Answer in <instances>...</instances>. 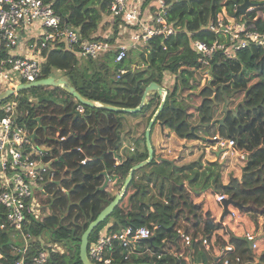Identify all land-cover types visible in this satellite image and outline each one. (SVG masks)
Listing matches in <instances>:
<instances>
[{"label":"trees","instance_id":"1","mask_svg":"<svg viewBox=\"0 0 264 264\" xmlns=\"http://www.w3.org/2000/svg\"><path fill=\"white\" fill-rule=\"evenodd\" d=\"M45 1L76 27L81 40L103 39L114 43L118 28L127 25L121 16L110 15L111 0H100V12L106 11L111 16L110 26L114 27V35L92 36L91 33L97 28V20L92 14L87 15L89 9L81 8L82 4L79 6L83 0L77 1L79 4L75 6L72 0ZM165 1L168 22L177 31L165 39L162 35H154L140 46L143 48L141 57L144 68L133 73L124 68L125 72L116 78L114 74L125 63L124 60L114 63L110 59L108 62L113 65L111 71L108 62H103L96 63L88 73L77 72L78 59L70 52L54 48L42 65L41 77L50 74L51 66H57L82 97L98 103L134 107L149 82L162 84L164 73L170 72L178 79L167 88L166 101L157 119L180 139H203L208 145L216 134L232 139L234 147L246 155L241 175L223 182L221 162L217 159L203 162L199 157L178 164L165 157L156 159L154 153L153 159L142 168L149 169L170 183L168 198L143 201V184L135 181L136 175L133 173L124 194L110 214L93 228L89 241L96 238L102 228L112 231L127 224L138 226L155 221L161 224L160 235L151 240H140L138 251L145 247L160 251V238L163 236L170 237L176 243L178 235L175 229L181 227L193 236L200 234L207 237L210 242L208 249L197 243L192 244V259L195 262L221 264L216 261V254L228 240L234 247L230 256L238 255L245 264H264V235L256 239L255 247H251L243 236L250 225L252 230H256L259 219L264 220V46L252 44L238 50L232 58L216 51L209 64L204 65L197 60L191 38L210 40L213 34L206 31L204 26L221 5H229L231 0ZM252 1L257 3L247 9L243 17L252 28L264 30V0ZM143 4L155 11L154 0H141L142 18ZM146 19L149 21V18ZM188 31L192 32L191 37ZM4 55L5 49L0 45V61ZM86 59L94 62L91 57ZM205 71H208L209 79L202 82ZM127 74L130 78L123 82ZM188 79L190 84H187ZM131 84L135 87L132 88ZM195 86L197 91L192 89ZM151 95L147 96L139 111L124 113L98 105H84V112L75 115L71 110L76 99L59 86L24 89L0 102L17 100L20 117L26 112L28 125L32 130L36 129L35 142L51 146V153L54 154L56 146L64 150L53 157V165L61 171L55 180L44 185L46 195L41 201L48 206V213L39 219L31 218L37 228L27 261L37 250L45 249L49 253L48 264H82L79 258L82 232L115 195L111 187H121L129 168L147 157L143 133L160 102L156 91ZM125 113L137 117L139 122L133 125L137 126L136 133L141 135L138 134L140 139L134 142L133 149H125L123 155L118 149L122 144L119 130L123 120L126 122ZM134 126L130 128L131 131ZM69 131H72V135L66 140L57 139V135L68 134ZM77 146L83 148L84 154L89 157L85 164H80L83 154L76 149ZM115 156L122 159L117 166ZM105 172L109 173V179L107 185L101 188L106 178ZM60 186L65 190H61ZM215 192L227 194L225 205L216 201ZM224 210L226 213L222 214ZM4 218L5 211L0 205V221ZM241 221L243 225H239ZM10 230L0 229V264H12L19 256L10 247L14 242ZM43 241L48 244H43ZM54 243L61 245L56 247ZM114 254V261L117 262L191 264L183 258L169 255L157 258L155 253L147 251L133 253L128 259L123 258L121 250Z\"/></svg>","mask_w":264,"mask_h":264},{"label":"built area","instance_id":"2","mask_svg":"<svg viewBox=\"0 0 264 264\" xmlns=\"http://www.w3.org/2000/svg\"><path fill=\"white\" fill-rule=\"evenodd\" d=\"M140 1H110L111 16H121L127 27L139 24L138 27H128V35L112 43L103 39L81 40L76 27L62 18L45 0H0V45L5 49V55L0 61V81L3 80L8 86H15L20 82H30L40 78L41 54L50 47L68 48L93 59H97L102 53L110 52L112 61L120 63L131 50L139 49L150 37L162 35L165 39L177 31L176 27L168 22L165 0H154L155 11L149 15L151 22L142 18ZM241 3L238 0H231L229 5H221L219 11L208 20L204 29L213 34L210 40L191 38V46L199 62L208 65L216 51L232 58L238 50L252 44L264 46V30L250 26L243 17L245 12L239 11L238 6ZM251 7L254 6H249L247 9ZM28 48L33 50L35 57L24 54L23 51ZM124 72V67L118 68L117 78ZM206 79H209L208 71L202 73V81ZM73 108L78 114L84 112V105L80 102L76 101ZM22 117L17 100L0 104V205L5 211V218L0 221V229L9 228L18 231L23 238L21 246L14 242L10 244L11 249L19 254L12 264H48L49 253L45 249L37 250L27 261L31 241L37 228L36 224L31 222V218L39 219L48 213L43 211V208L48 209V206L41 201L46 195L44 185L55 180L61 171L53 165V157L64 150L56 146V154H54L51 153V146L36 143L31 136L34 129L32 130L28 125L27 113L24 112ZM69 135H72V131L57 135V139L64 141ZM211 139L213 143L210 144V148L213 151L229 150L231 154H239L232 139L218 134L213 135ZM76 149L83 154L80 164H85L89 157L84 154L80 146ZM114 160L115 166L122 162V159L116 156ZM105 176L109 179L108 172ZM60 188L65 190L62 186ZM214 198L222 203L227 196L215 192ZM231 215L234 213L231 212ZM260 220L261 218L259 222ZM257 229H247L243 233L251 247H255L256 239L260 235ZM175 231L178 235L176 243L170 237L163 236L160 238V251L156 252L148 247L139 251L155 253L157 258L169 255L183 258L191 264H201L192 259V244L197 243L208 249L210 242L207 237L200 234L193 236L181 227H177ZM160 233L161 224L155 221L138 226L127 224L112 231L102 228L96 238L88 241L87 256L94 263L110 264L117 262L114 261V253L121 250L123 258L128 259L131 254L139 252L137 247L140 240L154 239ZM233 252V244L227 240L218 249L216 261H220L221 264H245L238 255L230 256Z\"/></svg>","mask_w":264,"mask_h":264},{"label":"rangeland","instance_id":"3","mask_svg":"<svg viewBox=\"0 0 264 264\" xmlns=\"http://www.w3.org/2000/svg\"><path fill=\"white\" fill-rule=\"evenodd\" d=\"M74 3L73 5L75 6L76 4H79V0H72ZM100 0H83L79 6H82L81 8H85L86 10L89 9V11H87L86 13L92 14L93 18L97 20V28L95 29V31H93L91 34L95 35V36H104V37H108L113 33L114 27L110 26V20H111V16L108 13L104 12H100L101 9L98 6V2ZM82 4V5H81ZM143 14H144V18H149V15L153 13V9H151L149 7V5H145L143 4ZM91 16V15H90ZM129 32V28L127 27V25L124 26H120V28H118V33L116 38H121V37H125L126 35H128ZM190 37H191V31L187 32ZM114 42V41H113ZM142 47H139V49L136 50H131L128 54V56L124 59V68L129 69L130 73H133L134 70H139L141 68H144L145 65L143 63L142 57H141V52H142ZM33 52V50H31ZM61 52H69L68 49H62L60 50ZM45 53L50 54V51L48 52L47 49L44 50ZM72 53V52H71ZM25 54V53H24ZM73 54V53H72ZM26 55V54H25ZM29 56V55H27ZM77 56V57H76ZM100 57L97 59H94V62H90L88 59H86V57H84L85 59L83 60H78V68H77V72H83V73H88L89 71H92L94 69V66L96 63H107L108 60L111 59L112 61V55L110 52H105L99 55ZM76 59H81L79 57V55H75ZM113 62V61H112ZM108 69L111 71L113 70V65L111 63H107ZM57 69L61 70L60 68H58L57 66L53 67L50 71L51 75L54 76H58L60 75V72L57 71ZM67 76V75H66ZM114 76L117 78V72L116 74H114ZM130 78V75L127 74L124 79L122 80L124 82L125 79ZM178 79V78H177ZM176 76L170 72H165L164 73V79L162 81V86L165 87L166 89L168 87H170L173 82H176ZM180 82V81H178ZM187 84H190V79H188ZM203 82V81H202ZM122 83V82H121ZM130 84V83H129ZM132 85V88H134L135 86ZM6 88V87H4ZM3 87H0L1 90L4 89ZM193 91H197L198 88L195 86L194 88H192ZM29 94V93H27ZM149 97H151V93L148 94ZM188 96V95H186ZM11 100H15V99H11ZM124 113V112H123ZM126 118H128V120L125 122L123 120L121 128L119 130L120 132V141L122 142V144H129V138L133 139L134 135L139 134L141 135L139 132L136 133V131H131L130 128H132L135 124L134 121L136 120L137 117H135L134 115H130L128 113H125L124 115ZM152 116V115H151ZM150 119V118H149ZM156 124L154 123L152 128H151V133H150V139L154 138V132L156 129ZM142 124L139 126L141 128ZM134 129V128H133ZM145 130V129H144ZM135 132V134H134ZM165 135H164V139L165 141L163 142V144H165L164 147V151L163 152H158V154H155V158L156 157H165V158H169V159H173L176 163L180 164V163H185L187 161H191V160H195L197 158H201V160H203V162H208L210 160H214L217 159L219 162H221V170H222V180L223 182H227L228 179L230 177H237L239 178L241 175V167L244 164V160H245V153L244 152H239V154L233 153L231 154L229 150H227L226 152H220L219 154H214L216 151H213L208 144L203 140V139H191V140H182L179 141L180 138H178L175 134H173L174 136L169 137V133L166 131ZM144 135V133H143ZM159 136L161 137V134H159ZM51 138V136L49 137ZM143 138V136H142ZM213 142H210V144L212 145ZM47 147H49L47 144H45ZM143 167V166H142ZM142 167L136 169L134 171V175H136L135 181H137L138 183L143 184L144 187V191H142V200L143 201H156V200H164L167 199L169 196V192H170V183L168 181H166V179H164L162 176H157L154 175L152 172L149 171V169H143ZM111 191L113 193H115L117 190L120 189V187L117 185L114 187V185L111 187ZM226 196L227 194L224 193ZM229 209V208H228ZM44 212H47L48 209L47 208H43ZM217 215V214H216ZM218 215H220V213L218 212ZM184 222L182 221L181 224H183ZM239 225H243L242 221L240 222ZM264 220H260V222L258 221V226L256 228L257 231L259 232V236L264 235ZM242 228V226H241ZM249 229L251 228V225L248 227ZM243 229V228H242ZM11 238L13 239L14 243L17 245H22L23 242V238L22 236L19 234L18 231L15 230H10L9 231ZM43 244H48V242L43 241ZM54 245L56 247H60L61 244L58 243H54ZM256 259L258 260V257L256 256Z\"/></svg>","mask_w":264,"mask_h":264},{"label":"water","instance_id":"4","mask_svg":"<svg viewBox=\"0 0 264 264\" xmlns=\"http://www.w3.org/2000/svg\"><path fill=\"white\" fill-rule=\"evenodd\" d=\"M256 3L257 2H254L252 0H243L242 3L239 4L238 6L239 11L241 13H244L247 7L255 6ZM40 86H59L65 89L68 93H70L76 99L77 102H80L83 105H86L89 107L98 105L104 109L117 111V112H137L139 111L142 108V106L145 104L148 94L153 91H156L157 94L160 96V102L156 110L154 111L150 119L148 120L147 125L144 130V140H145V145L147 148V157L133 164L129 168L126 176L124 177V180L121 184L120 189L115 193L113 198L99 211L96 217L92 219L91 221H89V223L87 224V227L84 229V231L81 234L80 243H79V258L82 264H97V263L92 262L87 256V244L89 241V235L91 231L93 230V228L100 221H102L107 215H109L110 212L115 207V205L118 203V201L124 194L127 186L129 185L133 177L134 171L144 166L145 164L149 163L153 159L154 150H153L151 139H150V132H151V128L154 122L158 123L161 126V129L164 126V123L157 119V115L163 108V105L165 104L166 96H167V89L163 87L162 84H159L156 81H151L144 87L143 92L141 94L140 101L136 106L122 107V106H116V105L107 104V103H95L93 100L82 97L80 93L75 89V87L72 84H70L64 77L54 76V75L49 74L48 76L40 77L30 82H20L16 84L15 86H8L4 90L0 91V102L7 99L8 97H10L11 95L15 94L18 91L28 89V88H33V87H40ZM170 104H172V100H170ZM71 113H74L75 115L78 114V112L74 108H72ZM37 120L39 121V117L37 118ZM35 135H36V129L34 128L32 135H31L32 138H34ZM216 152L217 154H219L220 150H217ZM160 158L161 157H156V159H160ZM107 183H108V177L106 176L101 188H104L107 185ZM223 204L224 205L226 204V199L223 201ZM225 212L226 211L224 210V213ZM110 264H162V263H150V262L117 263V262H113Z\"/></svg>","mask_w":264,"mask_h":264},{"label":"crops","instance_id":"5","mask_svg":"<svg viewBox=\"0 0 264 264\" xmlns=\"http://www.w3.org/2000/svg\"><path fill=\"white\" fill-rule=\"evenodd\" d=\"M92 36H95V35H92ZM116 39H119L118 37L116 38ZM61 46H62V44H61ZM52 49H54L53 47H50V48H48L47 50H48V52L49 51H51ZM62 49H64V48H62ZM61 49V50H62ZM65 49H68V48H65ZM69 50V52L71 53H73V55L75 56V55H79V57L81 58V59H79L78 58V60H83V59H85L84 57L85 56H83V55H81L78 51H73V50H70V49H68ZM26 55H29V56H32V57H35L34 56V54H33V52L31 51V49H26V50H24L23 51ZM42 58H41V61H42V65H43V63H45L46 61H47V58H48V53H45V52H43L42 54ZM77 57V56H76ZM100 57V56H99ZM98 57V58H99ZM53 67H55V66H51V69L53 68ZM57 71H59L60 72V75H58V76H62V77H64L68 82H69V80H68V76H66L65 74H64V71L61 69V70H59V69H57ZM70 83V82H69ZM71 84V83H70ZM10 85V84H9ZM6 87V86H8V85H6V83L5 82H3V80L2 81H0V87ZM0 91H1V89H0ZM95 103H98L97 101H94ZM128 120V118H126V121ZM139 121L136 119L135 121H134V123L135 124H137ZM156 123V122H155ZM137 129V126H134V131ZM167 130V132L169 133V137H172V136H174L173 134V132L172 131H170L165 125L163 126V128L161 129V126L157 123L156 124V129H155V132H154V138L153 139H151V143H152V146L154 147V153L155 154H158V152H163L165 149H164V147H165V144H163V142L165 141V139H164V135H165V132L164 131H166ZM151 133V132H150ZM159 134H161V137L159 136ZM151 138V137H150ZM179 138V137H178ZM140 138H139V135L138 134H136L134 137H133V139H130L129 138V144L128 143H124V144H121L120 145V147H119V149H118V152L120 153V154H123V155H125V149H128L129 148V150H131V147L133 148V146H134V142H136V140H139ZM182 140H184V139H180L179 141H182ZM209 147H210V145H208ZM216 156H217V152H216ZM117 192V191H116ZM115 192V193H116Z\"/></svg>","mask_w":264,"mask_h":264}]
</instances>
